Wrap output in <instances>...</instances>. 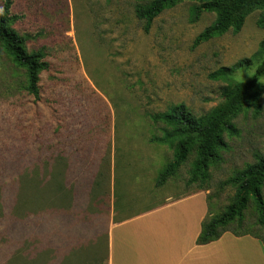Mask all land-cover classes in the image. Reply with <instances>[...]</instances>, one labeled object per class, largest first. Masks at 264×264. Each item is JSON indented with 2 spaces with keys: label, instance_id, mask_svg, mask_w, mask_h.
Returning <instances> with one entry per match:
<instances>
[{
  "label": "rangeland",
  "instance_id": "374dc122",
  "mask_svg": "<svg viewBox=\"0 0 264 264\" xmlns=\"http://www.w3.org/2000/svg\"><path fill=\"white\" fill-rule=\"evenodd\" d=\"M9 2L27 51L43 50L50 69L35 100L0 46V264H107L113 221L193 193L205 195L206 218L226 211L236 193L228 180L264 156V78L206 180L191 181L193 150L157 185L174 150L152 141L166 128L152 116L179 104L209 114L225 88L250 79L262 58L223 72L258 51L260 11L239 33L195 46L216 20L196 17L195 1L165 10L149 31L136 13L147 0H0V12ZM228 230L264 246L251 200Z\"/></svg>",
  "mask_w": 264,
  "mask_h": 264
},
{
  "label": "trees",
  "instance_id": "16d2710c",
  "mask_svg": "<svg viewBox=\"0 0 264 264\" xmlns=\"http://www.w3.org/2000/svg\"><path fill=\"white\" fill-rule=\"evenodd\" d=\"M148 4L138 7L137 17L145 22V30L149 31L154 20L165 10L171 9L184 1H195L196 17L202 13L216 15L214 24L208 27L195 40V46L208 42L227 32L239 33L246 19L252 13L260 11L257 21L259 28H264V0H147ZM10 2L0 12V46L11 58L12 62L23 68L27 77V91L35 100L41 96L40 75L50 69L43 50L27 51V38L21 36L13 27L16 19L10 14ZM262 58L252 77L245 82L237 83L223 91V103L209 114L194 115L186 105L179 104L171 107L168 112L152 116L155 123L165 125L162 137H153L158 144L169 145L174 150L173 161L160 174L157 181L162 186L173 176L195 150V161L191 181L208 178L209 168L220 161V151L227 148L223 134L235 135L231 120L241 109L251 103L258 102L257 88L264 78V40L258 51L250 58L239 61L224 74L253 64ZM236 188L232 203L218 217L206 218L201 226L197 239L198 245H207L218 241L225 233L230 232L229 226L238 222L242 224L244 211L251 200L258 212L259 224L264 226V156H257L254 164L248 165L227 182ZM234 234V233H233ZM241 237L245 235L234 234ZM259 239V238H258ZM261 240V239H260Z\"/></svg>",
  "mask_w": 264,
  "mask_h": 264
},
{
  "label": "crops",
  "instance_id": "0c3cea01",
  "mask_svg": "<svg viewBox=\"0 0 264 264\" xmlns=\"http://www.w3.org/2000/svg\"><path fill=\"white\" fill-rule=\"evenodd\" d=\"M206 203L203 193H193L113 221L107 264H264L263 243L252 236L227 232L218 241L197 244Z\"/></svg>",
  "mask_w": 264,
  "mask_h": 264
}]
</instances>
